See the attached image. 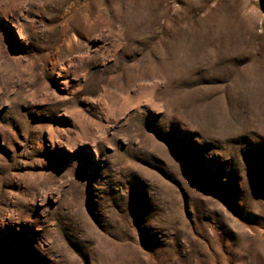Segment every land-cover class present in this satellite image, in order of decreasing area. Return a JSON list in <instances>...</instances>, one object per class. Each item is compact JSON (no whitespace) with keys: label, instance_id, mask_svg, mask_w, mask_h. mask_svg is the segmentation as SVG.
Wrapping results in <instances>:
<instances>
[{"label":"rangeland","instance_id":"374dc122","mask_svg":"<svg viewBox=\"0 0 264 264\" xmlns=\"http://www.w3.org/2000/svg\"><path fill=\"white\" fill-rule=\"evenodd\" d=\"M0 264H264V0H0Z\"/></svg>","mask_w":264,"mask_h":264}]
</instances>
